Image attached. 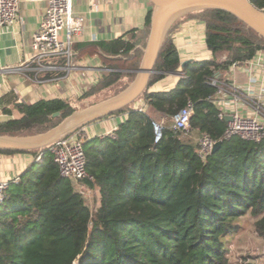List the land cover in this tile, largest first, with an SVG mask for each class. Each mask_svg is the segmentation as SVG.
<instances>
[{
  "label": "trees",
  "instance_id": "trees-1",
  "mask_svg": "<svg viewBox=\"0 0 264 264\" xmlns=\"http://www.w3.org/2000/svg\"><path fill=\"white\" fill-rule=\"evenodd\" d=\"M264 11V0H250ZM149 12L145 26L150 23ZM205 25L208 59L181 61L170 36L181 20ZM105 42L81 45V53L103 51L110 70L83 96L131 81L141 50L135 30ZM264 40L232 14L220 9L190 13L167 33L138 103L124 113L114 137L83 142L86 170L99 204L91 208L73 182L60 176L47 147L10 181L0 204V264H228V237L242 228L247 213L254 232L264 237V138H226L227 120L218 117L217 86L209 79L232 64L252 59ZM176 71L184 77L167 90L154 83ZM126 85L122 86L124 88ZM192 103L190 130L221 141L205 159L197 144L164 123L155 142L153 122ZM142 108L139 110L138 108ZM20 116L0 122V134L44 132L73 107L60 98L16 105ZM59 112V116H53ZM19 150L0 149L1 153ZM35 154L38 150H26Z\"/></svg>",
  "mask_w": 264,
  "mask_h": 264
},
{
  "label": "crops",
  "instance_id": "crops-1",
  "mask_svg": "<svg viewBox=\"0 0 264 264\" xmlns=\"http://www.w3.org/2000/svg\"><path fill=\"white\" fill-rule=\"evenodd\" d=\"M45 9L44 1H22L18 20L12 25L0 26V122L18 118L20 114L16 105L20 103L31 104L39 99L60 98L72 107L75 102L86 103V99L93 98L94 93L87 96L83 94L110 70L104 59L109 55L100 50L81 53L80 46L128 37L125 34L135 30V37L130 38V41H136L135 49L141 50L142 57L148 34L145 20L153 5L149 0H72V14L82 21V29L74 36L72 43L78 67L67 75L61 69L39 74L42 79L39 81L35 80L32 68H16L32 54V35ZM170 36L181 61L211 57L205 43V25L202 20H181ZM217 75L224 83L227 92L224 96H230L228 91L235 90L238 96V100L233 101L217 95L215 98L219 109L227 113L236 111L241 115H252L255 105H261L264 109V50H259L252 59L231 65ZM177 78V75L169 74L154 83L151 90L170 89L176 84ZM123 118L122 112L112 113L82 128L87 138L101 137L116 128ZM261 121L264 123V117ZM197 134L200 137L201 134ZM33 162L34 154L29 152H0V181L18 176Z\"/></svg>",
  "mask_w": 264,
  "mask_h": 264
},
{
  "label": "built area",
  "instance_id": "built-area-1",
  "mask_svg": "<svg viewBox=\"0 0 264 264\" xmlns=\"http://www.w3.org/2000/svg\"><path fill=\"white\" fill-rule=\"evenodd\" d=\"M44 1L46 9L37 30L32 35L31 56L18 66V70L33 69L35 80L42 81L39 74L48 71L61 69L66 75L76 69V53L72 48L73 38L82 29L81 18L72 14V0H0V26H9L18 20L20 2ZM234 63L232 65H236ZM177 77H184L181 71L173 73ZM211 85L217 86V95L226 94L223 81L217 73L209 79ZM233 101L238 100L237 90L229 92ZM215 102L216 98H215ZM142 110V108H138ZM192 113V103L186 104L171 116V128L178 132L182 138H185L186 131L190 129L189 119ZM229 116L227 126L224 132L226 138L237 136L242 139L258 141L264 138V123L261 118L264 117V109L261 105H255L253 114L241 115L238 112L227 113L219 110L218 117ZM154 141L157 142L162 136L164 121H154L153 124ZM117 128V127H116ZM109 131L101 137L115 136V130ZM87 135L83 128H79L72 133L56 140L47 147L51 153L53 161L57 164L60 176L68 178L76 187H83L82 180L91 179L86 170V158L83 149V142ZM212 140L208 135L201 134L198 138V155L201 159L211 152ZM44 150H38L34 156V161H39L44 154ZM18 177L10 180L0 181V204L5 199V191L9 182L16 183Z\"/></svg>",
  "mask_w": 264,
  "mask_h": 264
},
{
  "label": "water",
  "instance_id": "water-1",
  "mask_svg": "<svg viewBox=\"0 0 264 264\" xmlns=\"http://www.w3.org/2000/svg\"><path fill=\"white\" fill-rule=\"evenodd\" d=\"M153 5L148 34L139 67L134 78L118 93L103 100L73 110L52 128L37 134H0V149L43 150L56 140L84 127L85 125L110 115L122 108L130 107L143 95L163 41L172 25L186 15L206 9L226 11L264 40V11L254 6L250 0H149ZM59 116V112L53 114ZM225 119L228 121L229 116ZM221 141H214V153Z\"/></svg>",
  "mask_w": 264,
  "mask_h": 264
},
{
  "label": "rangeland",
  "instance_id": "rangeland-1",
  "mask_svg": "<svg viewBox=\"0 0 264 264\" xmlns=\"http://www.w3.org/2000/svg\"><path fill=\"white\" fill-rule=\"evenodd\" d=\"M127 77L121 78L115 85L98 91L94 93L93 98L86 99V103H77L73 104L74 109H81L86 105L91 103L103 100L111 95L118 93L120 88L129 83ZM125 88V87H124ZM136 101L133 105L137 104ZM155 121H160L159 118H155ZM164 123L170 124L169 120L163 119ZM197 131L188 130L186 131L185 139L192 144H197L198 142ZM74 188L81 192L86 203L91 208H96L99 204V192L96 187H91L89 184L83 183V187ZM254 217H251L248 213L242 218V228L239 231L228 237V264H264V237L258 236L254 232L253 221Z\"/></svg>",
  "mask_w": 264,
  "mask_h": 264
}]
</instances>
